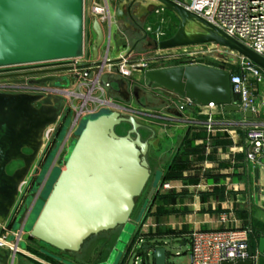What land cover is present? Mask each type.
Instances as JSON below:
<instances>
[{"label": "water", "instance_id": "water-1", "mask_svg": "<svg viewBox=\"0 0 264 264\" xmlns=\"http://www.w3.org/2000/svg\"><path fill=\"white\" fill-rule=\"evenodd\" d=\"M160 8L174 14L179 20V29L173 37L150 42V46L157 50H170L213 43L220 49L251 60L264 70V57L176 0H119L114 12L115 20L122 28L135 25L142 29L138 22ZM84 10L85 0H0V68L83 57ZM93 30L96 35L92 46L94 63L80 68L103 65L98 59L105 37L98 21H94ZM137 44L123 57L108 64H117L128 58ZM229 60L234 61V57ZM66 70L69 69L36 74ZM145 78L149 82L148 88L156 84L200 106L217 105L223 106L227 112L240 111L233 103L230 71L187 65L151 69L145 73ZM32 82L57 86L61 81L55 75H47ZM100 85L111 98H114L112 94L115 91L126 104L130 103V92L120 91L127 87L124 79L105 73L101 76ZM139 90L134 88L137 98ZM64 106L65 98L60 95L0 93V224H13L15 230L23 226L25 232L45 245L64 253L78 254L90 239L128 224L136 199L151 177L147 160L149 140L143 138L140 130L145 128L153 134L155 131L140 123L135 111L126 114L102 108L83 117L84 125L66 147V154L58 163L59 174L37 218L30 228L25 229L32 209L41 198L37 194L42 181L38 180L29 190L31 177L22 192L20 189L41 151L43 155L38 167L49 151L52 141L45 145L44 135L57 122ZM246 116L253 118L257 115L247 112ZM124 123L129 124L130 129L126 135H120L116 128ZM56 148L49 155L53 160ZM15 162H21L22 166L10 174L8 168ZM36 171L37 167L33 175ZM148 204L149 200L145 209ZM150 248L146 245L145 251ZM250 253L253 254L251 243ZM259 253L264 254V238L260 240ZM153 258L155 264H166L168 251L164 247L155 248ZM8 260L9 256L0 251V261L8 264ZM226 264H252V261Z\"/></svg>", "mask_w": 264, "mask_h": 264}, {"label": "built area", "instance_id": "built-area-1", "mask_svg": "<svg viewBox=\"0 0 264 264\" xmlns=\"http://www.w3.org/2000/svg\"><path fill=\"white\" fill-rule=\"evenodd\" d=\"M180 3L192 13L214 24L228 36L264 57V0H190L189 2ZM111 7L112 5L109 0H88L84 10V29L92 36L90 44L91 55L92 46L96 38L93 30L94 21H98L104 33L105 39L102 47L105 46V50L98 59L103 64L102 66L80 68L79 66L94 63V60L79 61L80 58L71 59L75 62L70 66L69 70L64 71L70 74L65 73L66 75H60L61 72L55 75L62 83L68 80L70 86L58 87L49 84L48 87L42 86L41 90L37 91L36 87L39 84H29L30 87L27 88L33 92L60 95L65 98L64 109L57 120L59 123H55L54 132L49 138L48 143L52 141L53 144L55 141H58V134L65 117L68 115L72 117V125L64 141L58 148L45 181L41 184L37 194L38 198L42 195L49 175L55 168L60 167L58 163L64 158L66 147L75 136L76 128L82 118L96 113L102 108L121 111L118 104L115 103L114 98H111L100 85L101 76L105 73H111L121 79L131 78L135 74L145 76V73L151 70V65L163 57L142 58L133 61L129 60L128 57L120 63L108 64L114 60L111 57V41L113 36L112 28L116 20ZM163 10L160 8L155 10V12ZM147 32H150L146 33L147 37H153V42L151 43L165 40L163 31H151V28H148ZM85 52L84 38L83 57L85 56ZM198 55H204V51L200 50L188 52L184 55L181 54L177 59H184L185 63L182 66L198 65V63L194 62V57ZM235 64L238 67V71L231 73L233 103L240 108V111L244 115L247 112L257 115L251 118L253 120L252 123L246 126V159L250 163L264 168V70L245 57L239 56ZM11 84L0 80V90H20L26 88ZM69 88L74 89L69 91ZM186 100L192 105L197 104L193 100ZM216 106L209 105V107ZM184 107L186 105L181 108L184 109ZM45 136L46 132L44 135V143L46 145ZM159 188L163 191H169L176 189L177 186L173 181L164 179ZM220 220L223 223L226 222V215H223ZM25 234L27 232H25L23 226L19 230H15L12 224H8L7 222L0 224V249L8 248L16 254L21 250L20 243L24 241ZM252 238L253 230L248 227L194 230L188 236L189 264H226L249 260L252 261V264H256L261 254L259 252L250 253ZM145 245L143 238L134 239L129 244L120 264H154L153 251L155 248L151 247L145 251ZM147 257H152V260L147 262ZM166 264L168 263L166 262Z\"/></svg>", "mask_w": 264, "mask_h": 264}, {"label": "crops", "instance_id": "crops-1", "mask_svg": "<svg viewBox=\"0 0 264 264\" xmlns=\"http://www.w3.org/2000/svg\"><path fill=\"white\" fill-rule=\"evenodd\" d=\"M117 59L130 50L136 43L135 51L129 56V60H139L164 56L160 50L151 48L150 42L145 41V48L137 50L140 43L146 38L137 26L122 28L115 22ZM134 39L133 37H136ZM113 40V39H112ZM113 42L111 41V46ZM105 46L100 49V56L104 53ZM137 50V51H136ZM112 51V48H111ZM154 53L155 56H147ZM89 60H93L90 52ZM160 60H163L160 59ZM170 66H160L151 69H162ZM128 85L134 81L132 78L124 79ZM74 88H69L72 91ZM163 92L158 94V100H162L157 109L150 113L149 109H132L125 104H118L123 112L135 111L137 120L143 125L154 129L153 134L148 129L144 138L149 140V151L154 142H167L172 151V159L168 169L170 172L181 168H191L183 171V175H173L171 179L177 186L176 193L188 192L182 202L191 208L190 221L193 230H218L226 228H250L254 232L251 241L253 253L259 252L260 240L264 238V168L250 163L246 159L245 130L252 123V119L239 112H227L223 106H219L221 113L204 110L209 106L186 105L181 108L183 100L179 95L161 87ZM150 92V91H146ZM165 100L170 104L165 105ZM164 103V104H163ZM157 112V113H155ZM152 120V123L148 120ZM190 161L181 163V161ZM198 171H196V168ZM182 170V169H181ZM182 172V171H181ZM198 172V173H197ZM161 173V182L166 178L164 171ZM22 189L20 192H22ZM203 208V209H202ZM226 215L227 221L221 222V217ZM188 216V217H189ZM170 221L177 222L175 217ZM189 222V220H187ZM13 225V224H12ZM191 231V232H192ZM180 241L181 247L188 246L185 252L176 254L184 255L180 264H189V242L181 237H175ZM158 242H160L158 240ZM120 243V239L118 240ZM167 241L164 243L149 244L153 248L164 247L168 251ZM146 246V245H145ZM21 250L14 254L8 248L0 249L3 255H8V264H87L86 259L95 263L97 257H93L88 251L78 254L64 253L45 245L29 233L24 235V241L20 243ZM169 252L167 263L169 261ZM92 256V259L90 258ZM153 262L155 264L154 258ZM0 264H4L0 261ZM256 264H264V254L257 259Z\"/></svg>", "mask_w": 264, "mask_h": 264}, {"label": "rangeland", "instance_id": "rangeland-1", "mask_svg": "<svg viewBox=\"0 0 264 264\" xmlns=\"http://www.w3.org/2000/svg\"><path fill=\"white\" fill-rule=\"evenodd\" d=\"M111 2V9L115 12L116 5L119 0H109ZM178 2H189L190 0H176ZM88 3V0H85V4ZM140 26L142 27L141 33L138 34L141 38L142 33L144 36L147 32L148 28H151V31H163L164 32V39H169L175 35L177 30L179 29V20L174 16V14L164 9L161 12H153L150 16L142 18L139 22ZM131 27L130 30H132ZM138 28V27H137ZM116 27L113 25L112 28V51L111 57L114 59L117 55V45L116 41L114 40V34ZM150 35V34H149ZM133 37L134 39H137ZM85 56L80 58L79 61H86L89 60L90 56V44L92 42V36L89 32L85 31ZM145 41L153 42V37H146V39L140 43V47H137V50H143L145 48ZM153 48V46H151ZM136 49V48H135ZM134 49V51H135ZM136 50V51H137ZM204 51V55L194 57V62L198 63V65L210 66L215 67L223 70H232L234 72L238 71V67L236 66L235 62L239 58V55L235 52L226 49H220L217 45L213 43H206L201 45H193V46H185L174 48L170 50H160L158 53L164 55L162 58L163 60H158L154 64L151 65V68L160 67V66H182L185 61L184 59H177L179 55H184L188 52L193 51ZM222 54V55H221ZM92 56V55H91ZM147 56H155L154 53L147 54ZM230 57H234V61H230ZM157 58V57H151ZM73 60H62V61H54V62H46V63H39V64H31V65H24V66H15L6 69H0V73L3 72H12V71H38L40 69L45 68H55V69H70V66L74 63ZM60 75H66L64 72ZM70 74V73H67ZM41 76V75H38ZM133 83L127 86V90L130 92V103L127 105L132 107V109H142L143 107L149 109L150 113L156 110L159 104H161L162 100L156 101L158 98V94L163 92L161 87L154 84L151 88H148V80L145 76L140 74H135L133 77ZM64 84V85H63ZM47 85H37V91L41 90L42 86L48 87ZM58 87L62 86H70L68 80L65 83L59 82L57 85ZM137 87L139 88V96L138 98L135 97L133 89ZM117 89V88H116ZM150 92H146V91ZM35 93V92H31ZM112 96L114 97L115 103L117 104H125L124 98L120 97L117 92H113ZM170 104V100H165V105ZM164 104V103H163ZM184 105L191 106L192 104L189 103L187 100H183L181 107ZM108 109V108H104ZM221 109L219 106L204 108V110L215 111L221 113ZM125 113V112H124ZM132 113V112H130ZM157 113V112H155ZM242 113V112H241ZM128 114V113H126ZM243 114V113H242ZM244 115V114H243ZM136 116V115H135ZM137 118V117H136ZM148 122L152 123V120H148ZM59 123V122H57ZM55 125H52L46 131V144H48L49 138L54 132ZM72 125V117L68 115L60 128L58 134V145L64 141L65 136ZM84 125L83 118L79 123L78 127L76 128L75 135L78 136L82 127ZM57 127V126H56ZM130 129L129 124H122L116 128V131L120 135H126ZM53 130V131H52ZM56 130V129H55ZM147 129H141V134ZM146 133L144 132V138H146ZM143 136V135H142ZM147 140V139H145ZM173 151V150H172ZM172 151L170 150L169 144L167 142H154V145L150 149L147 154V160L150 165L151 169V177L140 197L136 199V206L131 215V218L127 225L121 226L113 231H108L101 233L94 239H90L87 244V252L89 251L93 257H97L95 263L93 264H120L123 259L124 253L126 252L129 244H131L134 239L143 238L146 245L149 244H156V243H164L167 241L169 244L168 252L169 254V261L170 263L180 264L183 261V257L176 255L182 252H185L188 249V246L181 247L180 241L175 240V237H181L182 241H185L188 238L189 234L193 230V223L190 221V214L191 208L189 206H185L182 202L184 196H187L188 192L183 193H176L175 190L163 191L161 188L158 187L161 184V173L159 174V178L155 177L157 171H164L166 179H171L172 176L175 175H183V171L186 169L187 171L192 167L190 161L183 160L181 163L188 162V168H181L176 171H172L169 173V163L172 159ZM57 152V151H56ZM56 153L53 155L55 156ZM53 162V157L51 156L48 162L42 167V174L38 178L39 181H44L49 173L50 166ZM21 166V162L13 163L9 168V172H13L16 168ZM64 168V167H62ZM199 167L195 170L198 171ZM60 167H57L53 170V173L48 181V184L44 187L42 191L41 198L37 202V204L32 209L28 220L26 222L25 229H28L32 226L33 222L38 216L39 210L44 203L46 197L48 196L53 183L56 180L57 175L59 174ZM182 171V172H181ZM198 173V172H197ZM155 183L157 186L154 187ZM25 185L22 187L25 188ZM22 189V190H23ZM149 200V204L145 209L146 201ZM203 209V208H202ZM189 216V217H188ZM175 217L177 222L183 221L184 223L174 224L170 221L171 218ZM189 220V222L187 221ZM121 238L120 243L118 240ZM158 240L160 242H158ZM117 247V251H114ZM92 259V256H90ZM147 262L152 260V257H147ZM93 261V260H92ZM92 261L88 258L85 260V263L91 264ZM84 264V263H83ZM131 264V263H130Z\"/></svg>", "mask_w": 264, "mask_h": 264}, {"label": "flooded vegetation", "instance_id": "flooded-vegetation-1", "mask_svg": "<svg viewBox=\"0 0 264 264\" xmlns=\"http://www.w3.org/2000/svg\"><path fill=\"white\" fill-rule=\"evenodd\" d=\"M1 69H4V68H1ZM49 70H57V69H55V68H45V69H40L38 71H12V72H3V73H0V80L1 81L8 82V83H12L11 85H15V86L26 87V88L20 89V90H16V89L0 90V93H31L32 91L29 90V89H27V88L30 87L29 84H31V85L34 84L32 81L37 80V79H41L43 77H46L47 75H56L58 73H61V72H57V73L42 74V75L41 74H36V73H39L41 71H49ZM38 75H41V76H38ZM47 84H50V83H46L45 85H47ZM115 88H117V90H118V87L117 86H115ZM126 90H127V87L125 86L120 91L121 92H125ZM133 91H134V89H133ZM35 93H39V92H35ZM117 94H119V93L117 92ZM57 143L58 142L55 141L53 144H51V147H50L49 151L44 155V158H43L40 166L38 167L37 166V163H38L40 157L43 155V151H41V153H40V155H39V157H38V159L36 161L37 163L35 164L34 168L31 171V174L28 175V178L26 180V183H27V181L32 177V182H31V185H30L29 190H31V188L34 186V184L38 181V178L41 176L42 167L46 164L47 160L49 159V155L57 147ZM58 148H59V146L56 148L57 151H58ZM21 166H22V163H21ZM36 167H37V171L33 175V171H34V169ZM12 173L13 172H11L10 174H12ZM52 173L49 175L48 179L46 180L45 186L48 184V181H49ZM87 246H88V244L84 248V251L87 250Z\"/></svg>", "mask_w": 264, "mask_h": 264}, {"label": "bare ground", "instance_id": "bare-ground-1", "mask_svg": "<svg viewBox=\"0 0 264 264\" xmlns=\"http://www.w3.org/2000/svg\"><path fill=\"white\" fill-rule=\"evenodd\" d=\"M34 166H35V164H34ZM34 166L32 167V169L34 168ZM32 169H31V171H32ZM31 171H30V173H29V174H31ZM24 184H25V183H24ZM24 184L22 185V187L24 186ZM22 187H21V188H22Z\"/></svg>", "mask_w": 264, "mask_h": 264}, {"label": "trees", "instance_id": "trees-1", "mask_svg": "<svg viewBox=\"0 0 264 264\" xmlns=\"http://www.w3.org/2000/svg\"><path fill=\"white\" fill-rule=\"evenodd\" d=\"M230 71V73H234V71H232V70H229ZM165 180H167L166 178H165ZM253 236H254V232H253Z\"/></svg>", "mask_w": 264, "mask_h": 264}]
</instances>
